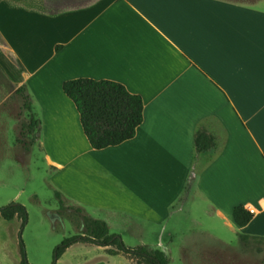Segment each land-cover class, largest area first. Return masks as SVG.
Returning <instances> with one entry per match:
<instances>
[{
    "label": "crops",
    "instance_id": "0c3cea01",
    "mask_svg": "<svg viewBox=\"0 0 264 264\" xmlns=\"http://www.w3.org/2000/svg\"><path fill=\"white\" fill-rule=\"evenodd\" d=\"M77 79L141 99L131 140L90 148L62 92ZM30 118L55 192L108 233L165 255L166 224L186 226L189 264L227 257L221 232L242 237V258L264 250V0H0V119L15 131ZM199 129L214 149L195 152ZM240 205L252 213L243 228Z\"/></svg>",
    "mask_w": 264,
    "mask_h": 264
},
{
    "label": "rangeland",
    "instance_id": "374dc122",
    "mask_svg": "<svg viewBox=\"0 0 264 264\" xmlns=\"http://www.w3.org/2000/svg\"><path fill=\"white\" fill-rule=\"evenodd\" d=\"M228 1L250 3L252 0ZM23 124L24 119L14 131L12 122L0 119V208L18 204L25 208L27 215V222L22 228L19 219L6 222L0 218V264H18L20 241L28 264H51L53 250L63 240L85 235L81 218L84 213L76 212L67 202L63 208L60 207L50 180L51 172L45 166L38 146H34L35 142L31 145L34 136L22 129ZM88 214L93 218L100 217ZM184 227L179 225V233L187 237ZM177 232L172 222L166 224L161 235V250L166 251L168 264H189L188 240H182ZM221 233L223 238L227 237L230 246L228 256L220 257L214 252L210 258L202 259L201 264H264V250H251L242 258L239 237L228 232ZM109 234L119 237L127 248L139 247L137 240L123 230L118 231L113 224ZM154 236L156 231H150L146 239L148 245H154ZM150 249L156 250L154 246ZM81 259L84 264H135L125 255L108 256L105 249L86 244L66 251L60 264L76 263Z\"/></svg>",
    "mask_w": 264,
    "mask_h": 264
},
{
    "label": "trees",
    "instance_id": "16d2710c",
    "mask_svg": "<svg viewBox=\"0 0 264 264\" xmlns=\"http://www.w3.org/2000/svg\"><path fill=\"white\" fill-rule=\"evenodd\" d=\"M56 51L59 47L55 48ZM62 92L74 105L79 116L83 135L88 145L94 151H101L116 147L131 140L136 129L142 123V102L138 96L129 94L123 86L110 81H94L77 79L64 82ZM22 101L24 111L30 112V101L25 88L16 91ZM39 122L29 121L22 125L28 135H33L31 145L36 141ZM194 149L196 153H204L215 148L214 138L205 130L199 129L194 135ZM60 207H64V200L55 192ZM80 212L81 210H76ZM232 221L238 228H243L252 220V213L243 206H236L232 210ZM0 218L6 222L19 219L21 228L27 222L25 208L18 204H10L0 208ZM85 235L63 240L53 250L52 263L60 259L63 253L72 245L80 242L107 248L109 255H125L135 264H168L165 255L157 250L150 251L145 247L127 248L120 238L108 233L107 225L86 215L82 217ZM242 239V237H240ZM19 264H28L22 242L19 244Z\"/></svg>",
    "mask_w": 264,
    "mask_h": 264
}]
</instances>
